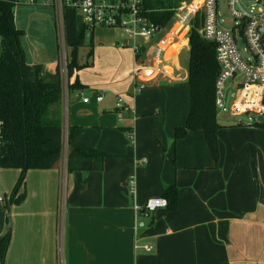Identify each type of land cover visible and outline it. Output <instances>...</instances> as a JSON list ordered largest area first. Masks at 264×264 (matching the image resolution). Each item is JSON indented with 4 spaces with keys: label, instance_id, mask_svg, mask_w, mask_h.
I'll use <instances>...</instances> for the list:
<instances>
[{
    "label": "crops",
    "instance_id": "0c3cea01",
    "mask_svg": "<svg viewBox=\"0 0 264 264\" xmlns=\"http://www.w3.org/2000/svg\"><path fill=\"white\" fill-rule=\"evenodd\" d=\"M94 35L93 64L77 73L85 89L69 93L65 103L62 160L52 170L27 172L15 196L24 195L20 203L12 200L21 171L0 167L6 200L0 204V250L11 233L4 264H264V128L219 123L215 165L202 131L175 140L191 110L181 44L166 52L170 79L151 81L138 94L127 39L119 46ZM27 62L50 73L61 65L60 58L40 56H27ZM182 90L189 95L188 114ZM120 99L124 111L118 110ZM71 148H96L110 157L101 172L68 175ZM131 177L137 180L136 201L128 192ZM170 185L178 188L177 210L136 213L135 205L163 197Z\"/></svg>",
    "mask_w": 264,
    "mask_h": 264
},
{
    "label": "trees",
    "instance_id": "16d2710c",
    "mask_svg": "<svg viewBox=\"0 0 264 264\" xmlns=\"http://www.w3.org/2000/svg\"><path fill=\"white\" fill-rule=\"evenodd\" d=\"M17 1L0 0V121L4 124L0 167L21 171L12 200L20 203L24 195L16 199L15 196L24 186L27 172L52 170L62 160L65 75L61 65H58L54 73H50L42 64H28L22 48L24 32L16 25ZM178 7V1L149 2L144 12L146 17L163 29L174 19ZM63 21L65 44L67 51L69 50L66 72L69 94L85 89L77 73L93 64V40L86 45V27L75 11L65 8ZM201 27V15H197L192 22L189 37L187 85L191 110L186 124L176 128L175 140L186 138L190 132L202 131L217 165L220 159L218 132L221 126L216 107V81L220 67L216 59L215 44L202 38ZM84 47L88 48V53L82 60L80 51ZM252 126L264 128V122ZM72 137L71 129L69 141ZM109 157V154L96 148H71L66 155L67 174L101 172ZM163 198L168 201L169 211L177 210L176 185L168 186ZM10 237L9 232L0 250V264H4Z\"/></svg>",
    "mask_w": 264,
    "mask_h": 264
},
{
    "label": "built area",
    "instance_id": "2783aa9c",
    "mask_svg": "<svg viewBox=\"0 0 264 264\" xmlns=\"http://www.w3.org/2000/svg\"><path fill=\"white\" fill-rule=\"evenodd\" d=\"M157 1L179 2L174 15L178 28L176 26V30L163 41H167L166 43L152 46L151 40L162 28L146 17L144 10L149 2ZM23 2L34 5L37 0H18L17 5ZM42 3L53 8L56 13L60 30L61 67L65 75L64 89L65 85L68 87L67 47L63 21L65 8L75 11L81 17L86 27L87 38L92 37L97 27H119L123 30L127 37L126 44L132 47L135 55L133 77L136 93L144 91L151 81L158 78L170 79L171 75L165 61L168 47L174 44L181 30H185L186 40L189 41L192 22L197 15H201L200 34L205 41L215 44L216 59L220 67L216 81L218 116L245 115L249 124L264 122V3H258L259 11L252 8L248 12L242 8L239 0H227L229 12L236 20L231 30H224L218 26V0H114L111 3L107 0H42ZM240 42L245 45L243 53L240 50ZM227 84L233 89L229 106L226 104ZM64 98L67 100L65 93ZM103 100L102 95L96 98L97 102ZM89 101V98L83 100L86 104ZM117 107L122 111L126 109L122 99L118 101ZM3 127L4 124L0 121V160L4 146ZM127 137L131 145H134V133L129 131ZM128 192L136 201V177L128 180ZM5 202V198L0 196V204L4 205ZM167 207L168 201L159 197L148 199L144 206L135 205V210L136 213L149 217ZM145 248L147 251L152 250L151 246Z\"/></svg>",
    "mask_w": 264,
    "mask_h": 264
},
{
    "label": "rangeland",
    "instance_id": "374dc122",
    "mask_svg": "<svg viewBox=\"0 0 264 264\" xmlns=\"http://www.w3.org/2000/svg\"><path fill=\"white\" fill-rule=\"evenodd\" d=\"M114 0H107L108 3H111ZM240 5L246 11H250L252 8L254 10H260L259 4H263L264 0H239ZM189 3H191L189 1ZM18 20V21H17ZM16 22L19 29L23 30L24 38L22 40V48L25 54L34 60L36 56H40L47 61L58 60L60 58V40H59V25L56 18V13L53 8L44 6L42 0H37V3L34 5H29L26 2H23L21 5H18L16 8ZM236 20L232 17L229 12V8L227 5V0H218V26L224 30H231L235 26ZM177 20L173 19L168 26L163 28L158 34H156L150 42V45L155 46L161 44L171 33L176 30ZM178 28V26H177ZM94 39L101 41H118L119 46H123L127 37L123 30L119 27L116 28H105V27H97L95 30ZM192 31V30H191ZM188 39V38H187ZM91 38H86V45L90 43ZM99 41V40H98ZM176 43H180L182 46L181 54L179 55L181 61V67L183 69L186 67L188 69V62L190 57V49L188 48V40H186L185 30H181L176 38ZM245 45L240 42V50L244 51ZM67 55L69 54V50L67 51ZM1 53V49H0ZM88 53V49L84 48L80 51V56L82 60ZM246 56V55H245ZM178 70L177 73L182 76L185 75L184 71ZM149 87V86H148ZM187 90V89H186ZM188 91V90H187ZM64 93L66 98H68V89L65 85ZM233 93V89L230 87V84H227V96H226V104L229 106L231 103V95ZM139 94V93H138ZM65 99V98H64ZM161 98H156V104H160L159 102ZM179 99L181 103L185 107V111L187 114L189 113V95L182 90L181 96L179 95ZM66 99L64 100V108ZM65 110V109H64ZM225 119L232 120L234 122H244L249 123L247 116H218V122L221 123ZM8 170V169H7ZM20 173L18 178H20ZM64 194V193H63Z\"/></svg>",
    "mask_w": 264,
    "mask_h": 264
},
{
    "label": "water",
    "instance_id": "95a60500",
    "mask_svg": "<svg viewBox=\"0 0 264 264\" xmlns=\"http://www.w3.org/2000/svg\"><path fill=\"white\" fill-rule=\"evenodd\" d=\"M191 35V34H190Z\"/></svg>",
    "mask_w": 264,
    "mask_h": 264
}]
</instances>
